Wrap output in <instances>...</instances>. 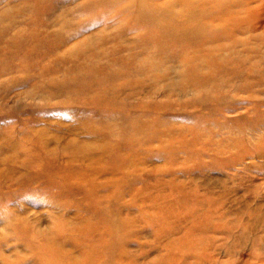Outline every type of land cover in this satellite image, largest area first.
<instances>
[{"label":"rangeland","instance_id":"1","mask_svg":"<svg viewBox=\"0 0 264 264\" xmlns=\"http://www.w3.org/2000/svg\"><path fill=\"white\" fill-rule=\"evenodd\" d=\"M231 17L0 0V264H264V27Z\"/></svg>","mask_w":264,"mask_h":264},{"label":"bare ground","instance_id":"2","mask_svg":"<svg viewBox=\"0 0 264 264\" xmlns=\"http://www.w3.org/2000/svg\"><path fill=\"white\" fill-rule=\"evenodd\" d=\"M222 1L225 2L227 8L232 13V17L230 18V21H229V30L232 33H234L237 29H241L242 32L248 34V33L254 32L256 30H260L264 27V22H262V20L260 19L261 16L258 14L259 9H260V5H261L258 0H222ZM173 7H175V6H173ZM157 8H158V6H157ZM195 8H197V7H195ZM237 9H239V11ZM200 11H202V10H200ZM237 16L239 17V19H237ZM171 26H169V27H171ZM184 33H186V32H184Z\"/></svg>","mask_w":264,"mask_h":264}]
</instances>
